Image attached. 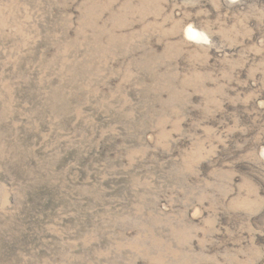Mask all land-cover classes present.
Masks as SVG:
<instances>
[{
  "label": "rangeland",
  "instance_id": "1",
  "mask_svg": "<svg viewBox=\"0 0 264 264\" xmlns=\"http://www.w3.org/2000/svg\"><path fill=\"white\" fill-rule=\"evenodd\" d=\"M0 264H264V0H0Z\"/></svg>",
  "mask_w": 264,
  "mask_h": 264
},
{
  "label": "clouds",
  "instance_id": "2",
  "mask_svg": "<svg viewBox=\"0 0 264 264\" xmlns=\"http://www.w3.org/2000/svg\"><path fill=\"white\" fill-rule=\"evenodd\" d=\"M190 32H191V37L192 39H200V40H203L204 42H207V37L203 36V35H200L199 37H197L196 33L194 31H192L190 29Z\"/></svg>",
  "mask_w": 264,
  "mask_h": 264
}]
</instances>
